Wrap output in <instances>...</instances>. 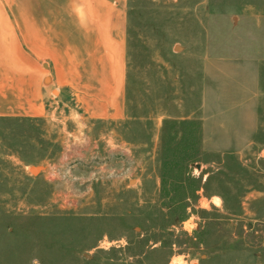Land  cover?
Listing matches in <instances>:
<instances>
[{
	"label": "rangeland",
	"instance_id": "obj_1",
	"mask_svg": "<svg viewBox=\"0 0 264 264\" xmlns=\"http://www.w3.org/2000/svg\"><path fill=\"white\" fill-rule=\"evenodd\" d=\"M128 9L122 137L0 131V264H264V0Z\"/></svg>",
	"mask_w": 264,
	"mask_h": 264
},
{
	"label": "crops",
	"instance_id": "obj_2",
	"mask_svg": "<svg viewBox=\"0 0 264 264\" xmlns=\"http://www.w3.org/2000/svg\"><path fill=\"white\" fill-rule=\"evenodd\" d=\"M128 7L129 0H0V131L13 121L39 129L61 105L74 133L86 132L75 146L122 137L133 123Z\"/></svg>",
	"mask_w": 264,
	"mask_h": 264
},
{
	"label": "bare ground",
	"instance_id": "obj_3",
	"mask_svg": "<svg viewBox=\"0 0 264 264\" xmlns=\"http://www.w3.org/2000/svg\"><path fill=\"white\" fill-rule=\"evenodd\" d=\"M32 170H33V171H37V170H38V168H36V167H33V168H32Z\"/></svg>",
	"mask_w": 264,
	"mask_h": 264
},
{
	"label": "water",
	"instance_id": "obj_4",
	"mask_svg": "<svg viewBox=\"0 0 264 264\" xmlns=\"http://www.w3.org/2000/svg\"><path fill=\"white\" fill-rule=\"evenodd\" d=\"M39 169V168H38Z\"/></svg>",
	"mask_w": 264,
	"mask_h": 264
}]
</instances>
